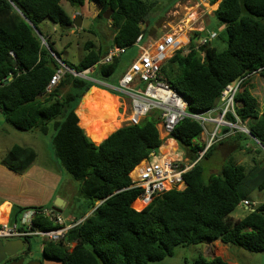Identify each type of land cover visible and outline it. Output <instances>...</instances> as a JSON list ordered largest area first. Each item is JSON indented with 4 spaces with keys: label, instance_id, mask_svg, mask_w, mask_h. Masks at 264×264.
Wrapping results in <instances>:
<instances>
[{
    "label": "trees",
    "instance_id": "16d2710c",
    "mask_svg": "<svg viewBox=\"0 0 264 264\" xmlns=\"http://www.w3.org/2000/svg\"><path fill=\"white\" fill-rule=\"evenodd\" d=\"M216 1L209 0L211 4ZM62 2L72 8L94 3L100 8L97 19L111 11L106 22L113 29V46L125 49L132 47L139 35H144L142 24L158 4L157 0H0V111L5 122L19 131L44 136L52 124L53 156L72 180L81 185L86 199L85 211L73 217L69 225L75 226L65 232L63 240L43 244V257L57 264H147L172 256L177 247L214 241L250 253L264 252V202L252 210L249 208L239 220L229 216L253 191L264 190L263 163L254 162L262 173L257 180L243 165L226 162L219 174L205 184L198 161L183 175L184 190H170L139 204L135 201L141 190L131 188V172L162 145L157 130L158 112H151L139 125L118 129L113 123L116 107L112 104L109 125L96 136L93 132L99 119L96 112L77 106L89 93L87 99H93L95 93L100 98L108 93L67 72L46 92L61 65L79 73L107 54L86 42L85 53L77 64L61 58L41 25L48 21L62 31L68 30L72 19L63 10ZM213 16L226 34L225 49L212 46L218 37L214 32L216 38L205 47L195 50L190 44L186 55L175 52L163 64L161 73L171 88L189 102V113L214 109L221 92L242 80L234 98V112L260 145L258 154L264 157V113H259L257 99L247 86L255 74L264 80V0H221ZM202 34L194 33L193 39ZM119 59L97 66L91 78L109 80ZM9 78L11 81L4 85ZM227 120L236 123L230 115ZM202 131L198 122L185 118L170 135L182 151L193 156L191 163L204 148L199 143ZM235 133L236 138H249L244 133ZM214 148L211 145L203 158ZM36 158L34 149L14 145L3 164L15 173H22ZM89 211L91 214L83 219ZM25 212L26 209H13L8 225L20 222ZM17 227L19 231L25 230L21 224ZM56 228L47 219L35 216L30 230ZM193 264L227 263L219 257L209 260L199 256Z\"/></svg>",
    "mask_w": 264,
    "mask_h": 264
},
{
    "label": "rangeland",
    "instance_id": "374dc122",
    "mask_svg": "<svg viewBox=\"0 0 264 264\" xmlns=\"http://www.w3.org/2000/svg\"><path fill=\"white\" fill-rule=\"evenodd\" d=\"M157 1H158L157 6L149 13L148 18L142 24V28H144V25L146 23H149V26L145 32L146 38L152 32H154V36L152 37L153 40L158 39L162 34L166 32H171V34H174L179 38V40L176 41V45H177L179 43L186 42L185 36H192L193 39L194 33H199L200 31L203 32V30L199 29V27L205 25V28L207 30L214 31L218 36L214 41H212V46L216 47L218 50L225 49L227 37L225 32L223 31V28L218 27L219 23L216 21L214 17L207 16L208 14H211L212 11L216 10L215 4L217 2L214 4L209 3L208 5L206 4L208 0H196V1L195 0L194 1L157 0ZM175 1L178 2L174 5L173 3ZM61 5L65 13L68 14L70 17L74 15V18H76L78 15L80 17L82 15L83 17H86L90 23L89 28L88 26L86 27L87 30L85 29L80 32L77 31L78 29L77 30L68 29L62 31L59 27L54 26L52 23L48 21L44 22L41 25L42 30L48 32L49 36L51 37V41L54 42V46H53L54 49L56 50V52H58L61 55V58L64 61L77 64L85 53L84 44L86 42H91L96 51L101 49V51L104 52L107 47L112 48L113 29L112 27H109L107 25V22L103 18V16L102 19H97L99 8L96 4L88 3L85 4L84 8H72L66 2H62ZM191 5H194L196 9L190 8ZM196 6L197 7L200 6L201 8H203L205 10L204 14L203 11H200L199 7L197 8ZM175 7L176 10L174 11ZM110 15L111 14H109L108 19L110 18ZM170 25L173 26V28H171ZM198 29L200 31H198ZM202 35H205V33H203ZM181 40L183 41L180 42ZM137 52H138V47L136 46H132L130 48L125 49V52L122 55H120L118 66L114 74L111 76L110 80L116 81L125 72L127 67H129V65L131 64L134 56L138 54ZM171 57L172 55H170L169 58ZM250 81H252V85L248 86L249 92H251V94L257 99L258 110L259 112L260 111L262 112L264 111V80H262L260 77L259 78L251 77L249 82ZM94 86L100 87L95 84ZM90 95L91 93L88 94V96ZM115 95L118 97L117 108L114 110L116 116L115 119L117 121L114 120L113 123L118 125L119 126L118 129H120L123 126L127 125L126 123L127 111L124 112V107H122L120 112L118 111V108L120 106L119 100L121 102L125 101L126 97H124L122 94L118 92L115 93ZM83 97L81 98L77 106V109L79 107H84L93 112H96V115L99 117V122L94 127L93 132H95V135L98 136L100 135V133H102L103 130L100 128L101 127L100 124H102L101 121L105 122L104 123L105 128L109 125V120H110L109 118L110 116H112V112L110 110L111 103L113 102L112 97L108 94L100 98L99 95L96 93L94 94L93 99H87V97L85 98ZM86 99L87 101L81 104V101H85ZM113 100L116 101V99ZM125 105L127 106V103ZM77 109L75 114L78 117L79 120L78 125H79L80 119L77 114ZM6 124L4 123V126ZM242 125L245 124L238 123L237 127H239V129L236 128L237 130L235 131L238 133H243ZM7 126L11 128L12 132L10 133V137L8 141L4 143L2 149H5L6 147H9L11 145L12 146L19 145L22 147L27 146L29 148H33L37 152H41L40 154H44L46 149L49 150L51 153L53 152L51 139L52 136L54 135V129L52 127V124L49 125L48 134L44 136L39 135L38 133H36L37 136H35L34 135L35 133L19 131L13 128L11 125L9 126V124H7ZM118 129H116L115 131H117ZM211 129L212 127L209 125L208 130ZM85 134L88 135L86 132ZM222 134H225V132H222ZM226 138L214 143L215 148L213 151L210 152V155L208 157L197 158L204 170L202 181L205 184L208 183L211 177L217 176L219 174L221 165L226 162L240 161L241 164H243L246 167V169L251 166V161L247 158L246 153H242L241 156H239L240 152H238V150H237L238 153L237 152L235 153L236 150L233 147H234V141H237V138H234L230 141L229 139L226 140ZM206 141L208 143V137L205 135H203L199 139V143L202 145H205ZM238 142L248 153L253 152L255 150H261L258 144H256L251 138H245V139L242 138ZM188 157L189 155L186 153V158ZM260 159H262V163H263L264 158H262V155L256 153V156L255 157L253 156V161H257ZM183 160L184 159L182 158V161ZM190 161L191 160L189 159L188 163ZM48 164H50L52 166L51 168L54 169L57 173L59 172L60 173L59 175H61V182L59 183L58 186V195L61 196L62 199L59 197L56 198L53 201V204L57 201V199H60L64 203H67V205L64 206V208H62L61 213L59 215L62 218L63 223L65 225H69V222L72 221L73 217H79L81 213L85 211L86 199L82 193L83 191L82 187L78 182L72 180L70 175L66 173V171L59 164V162L55 161V165L49 162ZM53 166H56V168ZM246 200H249V203L250 202L252 203L250 210L256 208L258 205L264 202V190L253 191L247 197ZM140 209H142V205L141 208H139L138 210ZM248 211L249 209H246L241 205L238 206L235 210H233L229 214V216L234 220L241 219L247 214ZM17 224H20V222H18ZM0 240L5 243L11 239H0ZM43 244L44 242H42V239L40 237L30 235L26 237L23 250L19 252L16 256L23 259L24 264H27L29 262H40L41 264H57L43 257L42 254ZM233 248H235L234 250H237L238 253L236 254L233 251L230 252L229 257L231 260L229 261L231 263L264 264V252L250 253L235 246H233ZM202 253H203L202 244L177 247L175 248L174 254L172 256L165 257L161 261L149 262L147 264H193L195 259H197L199 256L209 259V256L207 255L205 256V254Z\"/></svg>",
    "mask_w": 264,
    "mask_h": 264
},
{
    "label": "built area",
    "instance_id": "2783aa9c",
    "mask_svg": "<svg viewBox=\"0 0 264 264\" xmlns=\"http://www.w3.org/2000/svg\"><path fill=\"white\" fill-rule=\"evenodd\" d=\"M202 32V31H200ZM216 38L214 32L206 33L196 39L185 37V43L176 45L179 40L178 36L166 32L158 39L152 40L146 46L143 43V36L139 35L133 46L138 47V55L131 62L127 71L121 76L116 87V91L126 97L125 101H120L118 111L124 107V112L127 111V125H139L142 119L153 111L158 112L157 130L160 139L169 144L174 141L170 139V135L175 126L183 119L188 118L198 122L202 127V134L208 137L202 151L198 152L197 158L203 157L206 150L215 142L227 137V135L235 132L239 120L234 112V98L239 90V85L242 80L234 84L228 85L220 95L218 105L205 113H189V102L174 91L167 79L162 75L161 68L167 61L170 55L177 51H181L183 55L188 53V46L192 44L195 50L208 45ZM125 52V48L112 47L107 54L94 66L76 73L61 65V68L51 77L46 92H50L64 73L67 72L73 77L80 78L84 81L90 82L93 85L103 86L102 81H95L91 78L93 70L97 66L110 64L114 58H119ZM127 103V106L125 105ZM230 115L236 121L235 124L227 120ZM212 129L208 130V126ZM245 131V125H242ZM226 129L225 134L222 130ZM164 147V146H163ZM160 149L157 152L149 154L148 159L142 161L131 172L133 175L132 189H140L141 194L138 199L139 203H148L154 198L162 195L170 190L182 191L186 188L183 180V175L186 173L198 159L191 163L185 164L179 157L176 156V146L169 147V156L159 155ZM170 151L174 155H170ZM241 205L247 209L251 208V204L244 200ZM35 216L43 217L49 222L57 226L52 230H34L31 231V221ZM20 224L25 227L24 231H19L16 224L10 226L8 224L0 225V239H19L30 235L38 236L44 243H58L63 240L64 234L74 225H65L59 214L52 209L32 210L21 218Z\"/></svg>",
    "mask_w": 264,
    "mask_h": 264
},
{
    "label": "crops",
    "instance_id": "0c3cea01",
    "mask_svg": "<svg viewBox=\"0 0 264 264\" xmlns=\"http://www.w3.org/2000/svg\"><path fill=\"white\" fill-rule=\"evenodd\" d=\"M187 1H194V0H187ZM220 1L221 0H219V1L217 0L216 1L217 3L215 2L216 3L215 4L216 9H217L218 3ZM209 3L210 2L208 0L206 4L209 5ZM86 4H88V3H86ZM186 4H187V2H186ZM84 7H85V5L81 8H84ZM198 7H199V10L203 11V14H204L205 10L203 8H201L200 6H198ZM190 8L196 9L194 5H191ZM175 10H176V7H175L174 11ZM99 11H100V8H99ZM196 11H195V13H196ZM213 12L214 11H212L211 14H208L207 16L214 17ZM81 18L83 20V23H85V25L88 26V28H89V26H90L89 20L86 17H83L82 15H81ZM71 19H74V15L71 17ZM92 19H93V17H92ZM208 21H209V19H208ZM107 25L110 27L109 24H107ZM148 26H149V23H146L144 25V28H142V29H144L146 32ZM171 28H173V26H171ZM162 29H163V27H162ZM199 29H202L203 33L214 32V31L207 30L205 28V25H203L202 27H199ZM199 29H198V31H200ZM82 30H84V29H78L77 31L80 32ZM153 36H154V32H152L147 38H146V33H144V35H143L144 46H146L149 42H151L153 40L152 39ZM185 37H190L192 39V36H185ZM182 41L183 40H181L180 42H182ZM109 49L110 48L107 47L105 49V53H107ZM137 55L138 54H136V56H134L133 60L137 57ZM128 68L129 67H127V69ZM127 69L125 70V72L127 71ZM121 76L116 81L110 80V79L104 81L103 86L92 87V88H95L101 92L108 93L112 97L113 102L111 103V105L113 104L116 108H117L118 97L115 95V93H117V91L115 89L118 85V81L121 78ZM252 77L259 78V76L257 74L253 75ZM251 85H252V81H250L247 86H251ZM113 99H116V101H114ZM75 113H76V111H75ZM259 113L263 114L264 111H262V112L260 111ZM0 116H1V118H0V225H1L3 223L8 224V222L10 220V213L13 209H15V210L26 209L27 213L29 211L38 210L40 208L52 209L53 201L58 197L62 199V197L58 195V186H59V183L61 182V175H59L60 174L59 172L57 173L54 169H52L51 168L52 166L50 164H48V162H49V163L55 165V161H57L53 156V152L51 153L49 150L46 149L44 154H40L41 152H37L34 149L35 152H37V158L27 168V170L22 172V173H15V172L9 170L3 164L4 157H5L6 153L8 152L6 150H9L12 147V145L9 147H6L5 149H2V148H3L4 143H6L8 141V139L10 137V133L12 132V130H11V128H9L7 126L3 115L1 114V111H0ZM115 121H116V119H115ZM98 122H99V119H97L96 125L98 124ZM4 123L6 124L5 126H4ZM101 123L102 124H100V126H101L100 128L104 129V123L105 122L101 121ZM222 132H226V129L222 130ZM235 132H232L231 134L227 135L229 137H227L226 140L229 139V141H230V140L238 137V136H235V134H236ZM34 135L37 136L36 133ZM160 137H161V135H160ZM242 138L245 139L244 137L240 136L239 138H237V141H234V147L233 148L236 150L235 153L237 152V150H238V152H240L239 156H241L242 153H246L247 158L251 161V166L249 168H247V171L254 177V179L256 178L255 180H257L258 178H260L262 176V173L258 170V168H256L254 166L255 161H253V156L255 157L256 153H259V150H255V151L250 152V153L245 151L244 148L241 146V144L238 142ZM164 142H162V145H161L162 149H160L159 155H163V156L168 155L169 156V153H168L169 149L168 148L172 147V145L175 144L176 149L177 150L179 149L178 151L177 150L175 151L176 156L179 157L180 160H182V158H183L184 159L183 162L185 164H191L193 156L189 155V157L186 158V152L182 151L175 142H173V144L171 142L169 144H166ZM222 142H224V141H222ZM7 145H8V143H7ZM163 146L165 149L163 148ZM24 147H27V146H24ZM170 155L173 156L174 152L170 151ZM262 158H264V157H262ZM43 159H45V160H43ZM189 159L191 161L188 163ZM256 162L262 163V159L257 160ZM234 163L237 165H243V164H241L240 161L234 162ZM263 165H264V161H263ZM222 166H223V164L221 165V167ZM53 167L56 168V166H53ZM221 167H220V169H221ZM203 173H204V170H203ZM247 201L249 202V200H247ZM64 204H65L64 206L67 205V203H64ZM250 204L252 206L251 202H250ZM239 206H241V204ZM91 212L92 211L87 212L86 215L84 216V218L89 216L91 214ZM23 216L24 215H22L21 218ZM232 220H234V219H232ZM235 220H239V219H235ZM70 222H73V219ZM234 249L235 248H233V246L224 245L220 241H214V242L202 244V252H203L202 254H205V256L206 255L209 256V260L213 259L215 257H219L223 261H225L227 264H233L229 261V260H231L229 255H230V252H232V251L235 252L236 254L238 253L237 250H234Z\"/></svg>",
    "mask_w": 264,
    "mask_h": 264
},
{
    "label": "water",
    "instance_id": "95a60500",
    "mask_svg": "<svg viewBox=\"0 0 264 264\" xmlns=\"http://www.w3.org/2000/svg\"><path fill=\"white\" fill-rule=\"evenodd\" d=\"M109 14H111V11H107V12H105L104 14H103V18L105 19V20H108V17H109ZM86 25H85V23H83V20H82V18L78 15L76 18H74V19H72L71 20V24L67 27V29H70V30H72V29H86ZM34 30V32L36 33V35L39 37V38H41L40 37V34L35 30V29H33ZM41 40V42H42V44L43 45H45L46 46V44H45V42H43L42 41V39H40ZM49 50V52L51 53V54H53L52 53V51L50 50V49H48ZM11 81V78H9V79H7L6 81H4L3 82V84L4 85H6V84H8L9 82ZM237 129H239V127L237 128ZM242 132L244 133V134H246V135H248V137L249 138H251L256 144H258L256 141H255V139L249 134V132L246 130H244V129H242ZM114 133V132H113ZM111 135V134H110ZM109 135V136H110ZM108 137V136H107ZM106 137V138H107ZM105 138V139H106ZM104 139V140H105ZM103 141V140H102ZM101 141V142H102ZM100 142V143H101ZM258 146L260 147V145L258 144ZM64 202L62 201V200H60V199H57V201L53 204V206H52V210L55 212V213H57V214H59L60 212H61V210H62V208L64 207ZM85 219V218H84ZM24 240H22V239H16V240H9V241H7V242H3V241H1L0 240V264H2L7 258H11V257H13V256H15V255H17L19 252H21L22 250H23V248H24ZM8 264H24V261H23V259H18V260H16V261H12V262H9ZM27 264H41L40 262H29V263H27Z\"/></svg>",
    "mask_w": 264,
    "mask_h": 264
},
{
    "label": "flooded vegetation",
    "instance_id": "af4514ba",
    "mask_svg": "<svg viewBox=\"0 0 264 264\" xmlns=\"http://www.w3.org/2000/svg\"><path fill=\"white\" fill-rule=\"evenodd\" d=\"M19 239H22V238H19ZM24 240V239H22ZM25 242V241H24ZM18 259H21L20 257H17L16 255L11 257V258H7L2 264H8L9 262H12V261H16Z\"/></svg>",
    "mask_w": 264,
    "mask_h": 264
},
{
    "label": "bare ground",
    "instance_id": "6f19581e",
    "mask_svg": "<svg viewBox=\"0 0 264 264\" xmlns=\"http://www.w3.org/2000/svg\"><path fill=\"white\" fill-rule=\"evenodd\" d=\"M116 121H117V120H116ZM118 121H120V120H118ZM104 139H105V138H104ZM104 139H103V140H104ZM90 141H92V140H90ZM101 141H102V140H101ZM92 142H94V141H92ZM135 202H136V203H139V202H137V201H135ZM139 204H141V203H139ZM3 224H5V223H3Z\"/></svg>",
    "mask_w": 264,
    "mask_h": 264
},
{
    "label": "clouds",
    "instance_id": "9594fccd",
    "mask_svg": "<svg viewBox=\"0 0 264 264\" xmlns=\"http://www.w3.org/2000/svg\"><path fill=\"white\" fill-rule=\"evenodd\" d=\"M199 33H203V32H199ZM201 36H203V35H201ZM113 47H114V46H113ZM260 149H261V148H260ZM82 220H83V219H82ZM82 220H81V221H82ZM25 238H26V237H25ZM22 239H23V238H22ZM14 240H16V239H14Z\"/></svg>",
    "mask_w": 264,
    "mask_h": 264
}]
</instances>
